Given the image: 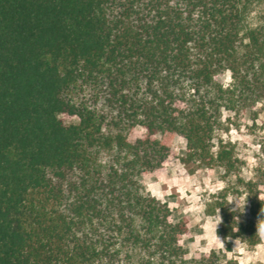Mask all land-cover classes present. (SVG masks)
<instances>
[{
    "label": "trees",
    "instance_id": "1",
    "mask_svg": "<svg viewBox=\"0 0 264 264\" xmlns=\"http://www.w3.org/2000/svg\"><path fill=\"white\" fill-rule=\"evenodd\" d=\"M263 4L0 0V264H237L264 224V132L251 168L222 135L264 105ZM177 136L222 182L203 211L223 248L191 257L144 181Z\"/></svg>",
    "mask_w": 264,
    "mask_h": 264
},
{
    "label": "rangeland",
    "instance_id": "2",
    "mask_svg": "<svg viewBox=\"0 0 264 264\" xmlns=\"http://www.w3.org/2000/svg\"><path fill=\"white\" fill-rule=\"evenodd\" d=\"M226 79L228 80V74ZM259 106L261 105L258 104L257 107ZM58 116L65 124L77 121L63 113ZM226 116L230 117V122L226 123L228 130L222 136L237 142L240 155L251 168L256 164L259 135L264 132V105L254 122L249 120L246 113L237 118H232L229 113H225ZM141 133L142 129L134 128L133 135ZM171 147L172 154L162 168L144 177L146 189L167 202L172 220L181 218L186 221L187 232L180 239L187 251L186 257H191L196 251L208 252L212 248H223L221 240L215 234L218 218L215 215H205L203 211L207 194L222 187V182L216 178L217 168L181 160L184 157L185 142L180 136L173 139ZM259 234L260 241L254 246H245L238 240H232V249L227 257L236 260L237 264H264V234L261 227Z\"/></svg>",
    "mask_w": 264,
    "mask_h": 264
},
{
    "label": "clouds",
    "instance_id": "3",
    "mask_svg": "<svg viewBox=\"0 0 264 264\" xmlns=\"http://www.w3.org/2000/svg\"><path fill=\"white\" fill-rule=\"evenodd\" d=\"M261 232H262V234H264V226H261Z\"/></svg>",
    "mask_w": 264,
    "mask_h": 264
}]
</instances>
